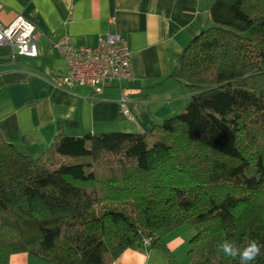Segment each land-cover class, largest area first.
<instances>
[{
    "label": "trees",
    "instance_id": "16d2710c",
    "mask_svg": "<svg viewBox=\"0 0 264 264\" xmlns=\"http://www.w3.org/2000/svg\"><path fill=\"white\" fill-rule=\"evenodd\" d=\"M205 14L170 75L189 96L181 114L147 134H58L35 159L0 137V264L145 248L178 264L164 239L184 227L188 264H240L223 240L264 244V0H205Z\"/></svg>",
    "mask_w": 264,
    "mask_h": 264
},
{
    "label": "crops",
    "instance_id": "0c3cea01",
    "mask_svg": "<svg viewBox=\"0 0 264 264\" xmlns=\"http://www.w3.org/2000/svg\"><path fill=\"white\" fill-rule=\"evenodd\" d=\"M17 17L34 27L39 55L0 64V137L23 155L38 158L58 134H147L185 110L189 96L170 75L176 57L205 26V0H0V25ZM107 35L126 43L132 79L98 95L57 87L67 70L54 45L68 40L74 48L93 49ZM122 101L131 120L121 114ZM179 230L164 239L176 262L184 248ZM8 264L48 263L19 252ZM114 264L167 261L145 248L125 251Z\"/></svg>",
    "mask_w": 264,
    "mask_h": 264
},
{
    "label": "built area",
    "instance_id": "2783aa9c",
    "mask_svg": "<svg viewBox=\"0 0 264 264\" xmlns=\"http://www.w3.org/2000/svg\"><path fill=\"white\" fill-rule=\"evenodd\" d=\"M36 40L34 27L21 17L8 26L0 25V47L8 50L11 63L38 58ZM54 47L60 51L67 70L57 87L88 88L98 95L109 84L120 85L132 79L126 43L117 35H107L93 49L74 48L68 40ZM120 106L122 116L131 120L124 101Z\"/></svg>",
    "mask_w": 264,
    "mask_h": 264
},
{
    "label": "clouds",
    "instance_id": "9594fccd",
    "mask_svg": "<svg viewBox=\"0 0 264 264\" xmlns=\"http://www.w3.org/2000/svg\"><path fill=\"white\" fill-rule=\"evenodd\" d=\"M264 249V244L257 240H250L246 246L239 247L234 241L223 240L218 245V250L226 257L232 259L239 258L240 264H251L261 255V250Z\"/></svg>",
    "mask_w": 264,
    "mask_h": 264
},
{
    "label": "rangeland",
    "instance_id": "374dc122",
    "mask_svg": "<svg viewBox=\"0 0 264 264\" xmlns=\"http://www.w3.org/2000/svg\"><path fill=\"white\" fill-rule=\"evenodd\" d=\"M179 231H182V234L180 235V239L182 241V244L184 246V248L181 250L182 253H177L176 255H178V257H176L178 264H188L187 260H186V252L188 250V242L189 240L192 238V236H194V232L193 230L184 227L181 228Z\"/></svg>",
    "mask_w": 264,
    "mask_h": 264
}]
</instances>
